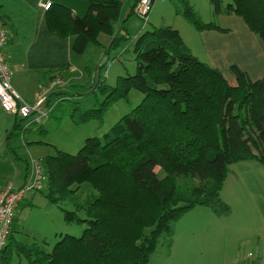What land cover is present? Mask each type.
Returning <instances> with one entry per match:
<instances>
[{"label":"trees","instance_id":"trees-1","mask_svg":"<svg viewBox=\"0 0 264 264\" xmlns=\"http://www.w3.org/2000/svg\"><path fill=\"white\" fill-rule=\"evenodd\" d=\"M87 1L84 17L51 4L48 30L72 38L76 56L90 45L99 46V37L107 35L112 38L107 55L119 41L114 34L122 0ZM212 3L217 16L240 17L264 42V0ZM186 7L183 16L197 31L230 32L215 22L204 23ZM131 44L137 73L119 77L115 87L102 86L99 80L96 87L107 95L99 108L82 110L67 86L51 93L58 102L49 121L56 125L64 117L78 125L102 121L109 105L134 89L144 98L103 138H88L77 154L55 148L54 155L39 160L47 179L45 196L64 212L66 224L87 227L80 237L61 235L51 251L38 243H17L27 264H149L162 238L171 248L174 224L190 211L204 207L219 217L230 214L221 193L231 165L254 161L264 167V77L253 81L234 65L231 84L219 69L194 56L171 26L142 32ZM24 120L15 118L8 131L9 149L11 138L29 131ZM39 132L45 135L47 129L42 126ZM84 184L92 192L83 199L78 192ZM67 204L74 210H67ZM15 223L0 257L12 244Z\"/></svg>","mask_w":264,"mask_h":264},{"label":"crops","instance_id":"crops-1","mask_svg":"<svg viewBox=\"0 0 264 264\" xmlns=\"http://www.w3.org/2000/svg\"><path fill=\"white\" fill-rule=\"evenodd\" d=\"M45 3L66 6L78 17H84L89 8L87 0H0V17L5 21L10 37L8 53L13 71L12 86L21 99L28 103H33L52 79L63 78L67 81L69 73L80 69L78 59L71 50L73 39H63L48 30L46 11L43 8ZM134 4L135 0H132L124 19L129 18ZM219 16L222 21L215 23L223 29H228L229 33L212 30L199 32L194 27L184 26L186 36L184 30L180 28L177 30L194 56L219 69L231 84H235V79L230 73V67L234 65L248 73L251 80L262 79L264 77L262 39L253 33L240 17ZM119 31L120 26L117 23L115 37L119 35ZM99 41L98 47L102 50L101 48L106 47L112 38L101 35ZM96 55L98 60L103 56L101 51H96ZM69 84L66 86L74 94L78 87ZM59 89L61 90L62 87L55 92ZM0 111L4 112L1 104ZM1 154L5 162L13 164L7 151ZM27 177L28 173L25 181ZM221 197L231 208L227 216L219 217L212 211L208 213L198 210V207L188 213L199 211V218L192 225L195 231L194 238L196 242L199 241L196 246L205 248V253L208 251L206 249L216 247L222 249L220 253L208 251L209 260L206 264H255L263 261L264 167L254 161L231 165ZM207 240L210 242L202 244Z\"/></svg>","mask_w":264,"mask_h":264},{"label":"rangeland","instance_id":"rangeland-1","mask_svg":"<svg viewBox=\"0 0 264 264\" xmlns=\"http://www.w3.org/2000/svg\"><path fill=\"white\" fill-rule=\"evenodd\" d=\"M131 2L132 0H122V14L118 21L120 31L117 36L119 39L117 46L109 49L108 54L104 55L105 47L100 50L98 46L91 45L82 56H76L80 69L69 73L67 81L62 78L66 85L69 82H71L69 85H77L78 90L74 91V94H76L77 103L82 110L97 109L106 100L107 95L103 93L104 88L96 87L99 80L104 82L102 86L115 87L119 77L133 76L137 73L138 62L131 43L138 34L162 26H171L184 30V34L187 36L183 27H193L183 16L187 5L195 11L204 23L222 21V18L215 13L212 0H157L148 23H145L135 14L127 19L123 18ZM228 3L230 0H223L224 6ZM123 23H125V27H123ZM110 43L106 45V48L109 47ZM96 51H101L103 54L100 60L97 59ZM56 79L61 78H55L52 81ZM143 98V94L134 89L126 99L118 100L109 105L102 121L91 120L84 125L76 124L69 117H64L59 125L53 121L50 122L49 117L42 123H36L35 117H31L22 122L24 128L30 126L29 131L25 135L20 134L11 138L9 140L10 149L7 147V141L8 131L11 129L8 131L7 129L11 128L10 126H13L16 121L5 111H0V187L13 184L16 189H21L26 182L27 166L34 160L39 161L46 156L54 155L56 153L55 148L75 155L85 145L88 138H103L123 116L131 113L143 101ZM57 102V96L51 94L49 109L53 108ZM42 126L47 129L45 135L39 132ZM39 141L45 144H38ZM5 151L8 152L13 164H8L3 159L1 152L5 153ZM156 171L160 173L159 168ZM46 192L47 181H44L42 191L30 192L20 205L17 211L16 231L13 235L12 244L7 251L1 254V264H27L25 256L17 250V243L26 245L38 243L43 245L46 250L51 251L61 235L80 237L83 234L87 226L66 224L64 212L45 196ZM91 192V185L84 184L81 186L78 195L84 199ZM64 207L67 210H74L71 204ZM197 209L212 213L208 208L198 207ZM198 210L185 216L179 224H174L173 228L177 232H175L176 235L173 238L171 248L167 246L166 239L162 238L149 264H206V261L209 260L208 251H216L217 253L222 251L221 247H216L206 249L208 251L205 253V248L196 246L199 241L196 242V238H194L195 231L192 225L199 218ZM81 217L84 218L85 215L82 213ZM209 242L207 240L202 244ZM192 244L194 247L191 248Z\"/></svg>","mask_w":264,"mask_h":264},{"label":"built area","instance_id":"built-area-1","mask_svg":"<svg viewBox=\"0 0 264 264\" xmlns=\"http://www.w3.org/2000/svg\"><path fill=\"white\" fill-rule=\"evenodd\" d=\"M157 0H137L134 4V14L148 23L150 14ZM51 3L43 4L47 11ZM10 37L5 26V21L0 17V104L2 109L10 116L18 119L35 117L36 123H42L50 116L53 108L49 109L50 94L59 87H66L62 79L52 81L48 87L43 88L33 103L21 99L12 86L13 71L10 66L8 47ZM44 181L43 168L39 161H32L27 180L21 189H16L13 184L0 187V249L4 248L14 226L17 211L30 192L41 191ZM264 264V260L255 263Z\"/></svg>","mask_w":264,"mask_h":264}]
</instances>
